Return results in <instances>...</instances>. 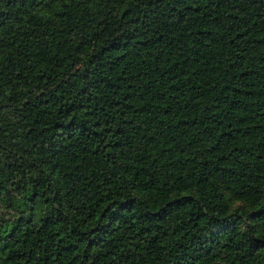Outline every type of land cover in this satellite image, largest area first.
<instances>
[{"label": "trees", "instance_id": "1", "mask_svg": "<svg viewBox=\"0 0 264 264\" xmlns=\"http://www.w3.org/2000/svg\"><path fill=\"white\" fill-rule=\"evenodd\" d=\"M0 264H264V0H0Z\"/></svg>", "mask_w": 264, "mask_h": 264}]
</instances>
